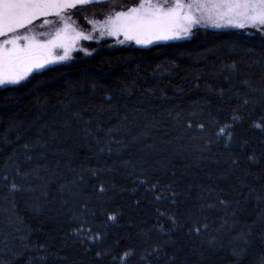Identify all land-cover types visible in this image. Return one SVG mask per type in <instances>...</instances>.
Here are the masks:
<instances>
[{
  "label": "trees",
  "instance_id": "obj_1",
  "mask_svg": "<svg viewBox=\"0 0 264 264\" xmlns=\"http://www.w3.org/2000/svg\"><path fill=\"white\" fill-rule=\"evenodd\" d=\"M81 54L0 88V264H264V38Z\"/></svg>",
  "mask_w": 264,
  "mask_h": 264
},
{
  "label": "rangeland",
  "instance_id": "obj_2",
  "mask_svg": "<svg viewBox=\"0 0 264 264\" xmlns=\"http://www.w3.org/2000/svg\"><path fill=\"white\" fill-rule=\"evenodd\" d=\"M196 28L264 38V0H0V88L29 79L16 69L27 55L52 66L77 53L188 39Z\"/></svg>",
  "mask_w": 264,
  "mask_h": 264
},
{
  "label": "water",
  "instance_id": "obj_3",
  "mask_svg": "<svg viewBox=\"0 0 264 264\" xmlns=\"http://www.w3.org/2000/svg\"><path fill=\"white\" fill-rule=\"evenodd\" d=\"M47 67V58L41 54L27 55L16 64L18 72L29 74L42 71Z\"/></svg>",
  "mask_w": 264,
  "mask_h": 264
},
{
  "label": "bare ground",
  "instance_id": "obj_4",
  "mask_svg": "<svg viewBox=\"0 0 264 264\" xmlns=\"http://www.w3.org/2000/svg\"><path fill=\"white\" fill-rule=\"evenodd\" d=\"M102 47V46H101Z\"/></svg>",
  "mask_w": 264,
  "mask_h": 264
}]
</instances>
